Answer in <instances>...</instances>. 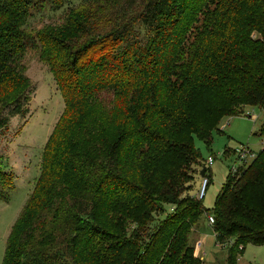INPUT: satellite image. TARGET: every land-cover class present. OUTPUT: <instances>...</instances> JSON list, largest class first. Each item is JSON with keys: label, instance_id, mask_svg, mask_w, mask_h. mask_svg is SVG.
I'll return each mask as SVG.
<instances>
[{"label": "trees", "instance_id": "trees-1", "mask_svg": "<svg viewBox=\"0 0 264 264\" xmlns=\"http://www.w3.org/2000/svg\"><path fill=\"white\" fill-rule=\"evenodd\" d=\"M62 1L0 0V127L27 112L18 62L32 39L64 101L2 264H203L190 234L208 214L217 242L234 239L228 264L264 244V146L229 172L209 212L195 197L196 175L211 176L194 145L210 146L246 106L264 111V0H147L143 35L123 23L77 48L88 19L71 8L24 33L33 10ZM0 175L7 202L12 176Z\"/></svg>", "mask_w": 264, "mask_h": 264}, {"label": "rangeland", "instance_id": "rangeland-1", "mask_svg": "<svg viewBox=\"0 0 264 264\" xmlns=\"http://www.w3.org/2000/svg\"><path fill=\"white\" fill-rule=\"evenodd\" d=\"M146 1L63 0L62 5L57 8L46 3L40 9L32 11L23 26L24 33L34 38L39 29L62 24L71 8L78 17L82 13L88 19L84 33L80 35L74 48L94 38L103 39L123 23H130L134 28L139 27L137 29L143 35L145 28L138 23V16ZM31 42L18 62L29 85L27 112L24 115H7V124L0 127V169L12 176L11 185L6 187L9 199L7 202L0 200V264L12 226L23 210L39 176L45 145L64 110L63 97L47 63L40 55L39 44L36 45L33 39ZM104 50L100 48V52ZM104 99L109 101L110 95L104 94ZM9 100L10 96L4 103ZM263 118L264 111L261 108L246 106L242 115L224 117L220 121L217 129L212 131L210 146L207 147L204 142L194 138V145L204 161L209 156H214L213 163L206 165L211 180L204 197L201 198L202 206L209 212L212 211L215 198L230 172V163L234 160L232 152L239 146H245L258 154L264 146V137L260 133ZM2 178L4 177L0 175V182ZM200 181L201 176L196 175L195 197ZM168 212L169 207L165 206V212L159 214L158 219L164 218ZM194 227L190 234L194 255L198 256L203 264H228L227 241L234 239L217 242L212 224L207 222V215L200 218ZM197 242H200L199 250L196 247ZM235 264H264V244H246L242 251L237 253Z\"/></svg>", "mask_w": 264, "mask_h": 264}, {"label": "built area", "instance_id": "built-area-1", "mask_svg": "<svg viewBox=\"0 0 264 264\" xmlns=\"http://www.w3.org/2000/svg\"><path fill=\"white\" fill-rule=\"evenodd\" d=\"M232 154L234 155V160L231 161V163H230V172L231 173L237 172L241 167H246L249 163H251L255 159V157L257 155L251 149H249L248 147H245V146H239L236 150H234L232 152ZM213 161H214V157L209 156L207 158V160H205V164L210 166L213 163ZM208 184H209V178L207 176L202 175L200 185H199V189H197V192H196V197L198 199H201L204 197L206 187ZM207 222L209 224L214 223V218L212 215H210V214L207 215ZM196 247L199 250L200 242L196 243ZM241 248L242 247L239 246V249H241Z\"/></svg>", "mask_w": 264, "mask_h": 264}, {"label": "water", "instance_id": "water-1", "mask_svg": "<svg viewBox=\"0 0 264 264\" xmlns=\"http://www.w3.org/2000/svg\"><path fill=\"white\" fill-rule=\"evenodd\" d=\"M203 173H204V169L200 172V176H202L203 175Z\"/></svg>", "mask_w": 264, "mask_h": 264}, {"label": "crops", "instance_id": "crops-1", "mask_svg": "<svg viewBox=\"0 0 264 264\" xmlns=\"http://www.w3.org/2000/svg\"><path fill=\"white\" fill-rule=\"evenodd\" d=\"M197 190V189H196Z\"/></svg>", "mask_w": 264, "mask_h": 264}]
</instances>
